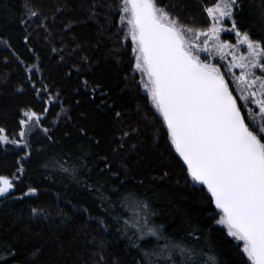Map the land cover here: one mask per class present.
Listing matches in <instances>:
<instances>
[{
    "label": "trees",
    "instance_id": "obj_1",
    "mask_svg": "<svg viewBox=\"0 0 264 264\" xmlns=\"http://www.w3.org/2000/svg\"><path fill=\"white\" fill-rule=\"evenodd\" d=\"M159 3L181 23L204 28L209 23L204 8L216 0ZM237 4L240 30L264 41V0ZM125 30L110 0H0V128L9 139L17 138L20 110L41 111L33 84L59 89L71 116L68 124L50 130L51 140L41 131L28 137V149L0 145V175L11 177L18 159L30 153L21 161L25 171L11 195L0 197V264H149L145 253L163 241L141 238L114 218H128L118 197L129 192L149 205L151 224L164 237L195 244L187 233L196 228L199 245H211L219 264H241L238 242L215 223L214 206L200 186H190L163 131L157 135L160 122L152 118L140 74L132 71ZM80 127L91 141L79 135ZM103 156L122 184L99 172ZM78 157L87 168H78L75 178L56 166L61 159L70 166ZM85 179L95 189L85 187ZM29 187L36 194L14 199ZM34 207L44 213L34 217Z\"/></svg>",
    "mask_w": 264,
    "mask_h": 264
},
{
    "label": "snow or ice",
    "instance_id": "obj_2",
    "mask_svg": "<svg viewBox=\"0 0 264 264\" xmlns=\"http://www.w3.org/2000/svg\"><path fill=\"white\" fill-rule=\"evenodd\" d=\"M236 7L237 0H216L205 7L209 23L204 28L181 23L167 7L160 6L159 0H120L118 12L120 24L126 26L125 39L132 44V71L140 74L139 85L146 94L152 118L160 122L157 135L163 131L190 186H200L214 205L213 215L218 216L215 223L238 242L234 246L239 250L241 264H264V41L253 40L240 30L234 19ZM29 14L37 15L31 11ZM225 21H231L230 28L225 27ZM224 32L234 33L236 43L221 40ZM241 47L247 51L238 55ZM88 86V81H83V87ZM32 87L37 99L50 93L47 85ZM98 89L96 85L91 92ZM58 99L57 93L42 100L43 113L22 108L18 138L9 139L6 129L0 128V145L28 149L29 134L37 128L51 140L50 129L41 125ZM56 116L71 120L66 111ZM79 135L93 139L85 127L79 128ZM81 151L89 154L83 145ZM29 155L25 152L18 159L20 166L11 177L0 175V197L7 199L11 195L25 171L21 161ZM99 160L104 164L99 172L109 173V180L116 177L122 184L108 158ZM81 161L82 157H78L76 163L66 167L70 161L61 159L56 166L75 178L78 168H87ZM167 175L164 173V177ZM83 183L89 189L96 187L86 179ZM36 192V188L29 187L14 199ZM118 199L129 214L128 218L114 217L118 222L123 220V225L135 229L141 238L148 235L163 241L145 253L149 264H219L211 245H199L200 237L195 235L198 229L191 228L187 233L197 241L195 244L164 237L161 229L151 224L146 202L131 192ZM101 200L113 203L103 195ZM31 213L36 217L44 209L34 207ZM38 252L39 249L33 255Z\"/></svg>",
    "mask_w": 264,
    "mask_h": 264
},
{
    "label": "rangeland",
    "instance_id": "obj_3",
    "mask_svg": "<svg viewBox=\"0 0 264 264\" xmlns=\"http://www.w3.org/2000/svg\"><path fill=\"white\" fill-rule=\"evenodd\" d=\"M110 1L114 4V6L116 8L119 7L120 0H110ZM225 27L226 28H230L231 27V21H225ZM225 34L226 35L228 34L229 36L225 38ZM221 40H227L230 43L235 44L236 43V36H235L234 33L224 32V33H221ZM246 51H247L246 48L241 47L237 54L239 55L240 53H243V52H246ZM227 59L230 60L231 57H228ZM236 71H237V74H238V70H236ZM257 74L259 75V71L258 70H257ZM49 89H50V93H47V92L43 93L42 96H41V101L47 99V96L49 94L55 96L57 93L59 94V99L56 100L54 106L50 107V111L47 114V118L43 120L41 127L42 128H49L51 130V129H56L59 126H63V125L68 124V121H67L66 117L57 118L56 113L66 111L68 113V115H70V109H69V107H67V106H65L63 104L62 95H61V92L59 91V89H57V88H49ZM41 104H42V109H41V111L39 113H43V109H44V104L43 103H41ZM31 134L32 135L33 134L39 135V134H41V130L39 128L33 129V131L29 134V136ZM7 145H9L10 147H13V148L16 147L15 145H12V144H7Z\"/></svg>",
    "mask_w": 264,
    "mask_h": 264
},
{
    "label": "water",
    "instance_id": "obj_4",
    "mask_svg": "<svg viewBox=\"0 0 264 264\" xmlns=\"http://www.w3.org/2000/svg\"><path fill=\"white\" fill-rule=\"evenodd\" d=\"M214 206V205H213Z\"/></svg>",
    "mask_w": 264,
    "mask_h": 264
}]
</instances>
